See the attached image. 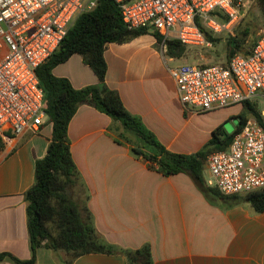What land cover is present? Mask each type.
<instances>
[{
    "label": "crops",
    "instance_id": "obj_1",
    "mask_svg": "<svg viewBox=\"0 0 264 264\" xmlns=\"http://www.w3.org/2000/svg\"><path fill=\"white\" fill-rule=\"evenodd\" d=\"M154 34L147 31L129 42L106 44V83L168 151L192 155L224 122L210 117L213 111L185 110L170 70L190 63L184 55L168 56ZM52 73L68 79L74 89L98 82L79 54ZM68 138L81 176L72 196L89 210L108 243L122 249L148 244L154 264H264V212L253 213L247 204L232 206L231 196L207 197L186 173L167 177L151 169L133 153L120 123L92 106L78 109ZM51 139L52 124L46 121L38 131L3 139L0 148V253L23 261L32 257L25 193L35 184L36 162L46 156ZM204 178L207 185V162ZM68 257L42 246L35 264H65ZM0 264L16 263L6 258ZM73 264L128 262L121 253H92Z\"/></svg>",
    "mask_w": 264,
    "mask_h": 264
},
{
    "label": "built area",
    "instance_id": "obj_2",
    "mask_svg": "<svg viewBox=\"0 0 264 264\" xmlns=\"http://www.w3.org/2000/svg\"><path fill=\"white\" fill-rule=\"evenodd\" d=\"M130 30L146 29L162 45L211 47L212 34L230 30L239 19L236 0H114ZM99 0H0V137L38 131L48 117L37 71L59 49L77 19ZM227 22H221L220 17ZM187 112L207 113L254 98L264 99V29L248 56L227 65L182 64L171 68ZM264 120V111L259 112ZM207 185L223 196L264 189V125L254 116L234 133L226 150L207 159Z\"/></svg>",
    "mask_w": 264,
    "mask_h": 264
},
{
    "label": "trees",
    "instance_id": "obj_3",
    "mask_svg": "<svg viewBox=\"0 0 264 264\" xmlns=\"http://www.w3.org/2000/svg\"><path fill=\"white\" fill-rule=\"evenodd\" d=\"M258 3L264 15V0H258ZM219 20L228 21L223 16ZM201 29L205 39L211 43L212 33L203 27ZM146 33V29L130 30L126 27L114 0H99L93 11L77 19L58 51L39 67L37 75L45 95L48 122L52 124V139L46 156L36 162L35 184L25 193L32 257L23 261L11 254L0 253V263L10 258L16 264H35L36 250L45 246L53 251L66 252L69 257L65 264H73L75 258L92 253H121L128 264H154L148 244L138 249H122L108 243L97 232L89 210L72 196L71 190L81 182V176L71 155L68 128L82 105L92 106L120 123L124 139L133 145V153L147 160L151 169L167 177L186 173L207 197L212 194L224 199L216 189L206 185L204 169L209 155L229 147L234 133L245 125L249 114L262 125L264 120L257 106L247 101L244 103L247 115L240 114L237 117L239 126L233 134H227L222 127H218L211 140L195 154L182 155L168 151L139 118L127 111L118 92L109 88L106 83V44L129 42ZM154 35L162 42L159 34ZM254 43L242 53V41L230 38L229 61L238 54L248 56ZM166 47L167 55L173 58L182 57L186 49L178 41H168ZM74 54L81 55L85 64L93 70L97 84L74 89L68 79L53 75V69ZM2 146L3 139L0 137V148ZM228 198L231 199L232 206L247 204L253 213L264 212V189Z\"/></svg>",
    "mask_w": 264,
    "mask_h": 264
},
{
    "label": "rangeland",
    "instance_id": "obj_4",
    "mask_svg": "<svg viewBox=\"0 0 264 264\" xmlns=\"http://www.w3.org/2000/svg\"><path fill=\"white\" fill-rule=\"evenodd\" d=\"M239 11L238 22L230 30L211 34L213 41L211 47L186 48L184 58L190 64L197 65H227L229 62L228 41L230 38L242 41V53L250 49L261 29H264V15L262 14L258 0H236ZM182 64V62L180 63ZM257 106L259 112L264 111V99L254 98L250 101ZM244 106V105H243ZM240 106L223 108L213 111L210 117L223 120V129L227 134H233L239 126L237 118L239 114L247 115V109L241 111ZM198 114V113H196ZM251 117L252 115H248Z\"/></svg>",
    "mask_w": 264,
    "mask_h": 264
}]
</instances>
